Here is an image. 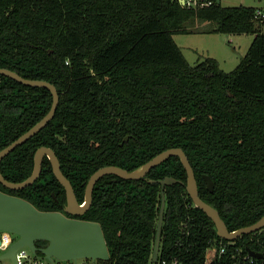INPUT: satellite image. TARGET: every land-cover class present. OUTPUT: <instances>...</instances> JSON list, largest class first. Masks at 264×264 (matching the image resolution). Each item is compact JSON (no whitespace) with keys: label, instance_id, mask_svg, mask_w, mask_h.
<instances>
[{"label":"trees","instance_id":"obj_1","mask_svg":"<svg viewBox=\"0 0 264 264\" xmlns=\"http://www.w3.org/2000/svg\"><path fill=\"white\" fill-rule=\"evenodd\" d=\"M264 7L213 5L191 10L175 0H0V68L54 85L59 102L41 131L0 161L12 183L32 172L33 155L48 147L79 204L99 168L133 171L159 153L180 148L194 172L199 197L216 209L229 231L264 215ZM191 20L213 24L205 33L246 34L252 40L231 72L213 58L190 65L173 40ZM52 103L45 88L0 75V150L36 124ZM127 140L124 141V138ZM203 176L213 183L206 188ZM165 208L155 263L264 264V228L232 241L188 196L178 157L144 178L106 175L93 188L89 209L66 217L98 223L107 261L152 262L160 185ZM0 191L39 211L63 213L65 192L44 158L38 179L22 190ZM220 244L225 253L220 257ZM38 241L36 246L44 247ZM40 256V253H38Z\"/></svg>","mask_w":264,"mask_h":264},{"label":"water","instance_id":"obj_2","mask_svg":"<svg viewBox=\"0 0 264 264\" xmlns=\"http://www.w3.org/2000/svg\"><path fill=\"white\" fill-rule=\"evenodd\" d=\"M217 5L220 0L216 1ZM0 75L8 77L22 85L47 89L52 97L49 111L36 124L25 133L19 136L8 146L0 150V161L10 154L16 147L24 144L28 139L41 131L52 120L56 111L59 96L54 85L47 81L25 79L17 73L0 68ZM127 137L124 138V141ZM170 157H178L186 173L185 189L193 205L201 210L214 224L216 235L220 239L232 241L242 235H249L264 228V215L256 223L229 231L220 218L216 209L204 202L198 195L197 183L194 172L184 152L180 148L165 150L148 162L133 171H126L116 166H105L96 170L88 179L84 188L83 203L79 204L73 187L69 180L63 175L58 159L52 149L39 147L33 155V169L31 174L22 182L12 183L4 179L0 173V184L10 190H22L32 185L41 173L42 161L44 158L50 163L52 174L65 192V205L63 212L71 216H81L90 207L92 193L95 184L100 178L106 175H114L124 180H139L154 167L160 165ZM206 188L212 192L213 183L209 177L203 176ZM149 183L160 185V206L156 221L155 238L152 251V262H156L159 254L163 215L165 208L164 188L174 184H182L172 177H165L162 180H149ZM0 232H9L16 236V240L8 247L7 251L0 254V261L8 259L15 263V253L20 248L26 247L36 257L46 259L52 263V259L59 261H77L89 259L92 262L109 258L105 238L98 223L83 221L80 219L66 217L60 212H44L37 210L29 202L0 191ZM42 241L46 245L37 247L36 242ZM40 253V256H38ZM248 255L257 260L264 259V251L261 253L248 250Z\"/></svg>","mask_w":264,"mask_h":264},{"label":"rangeland","instance_id":"obj_3","mask_svg":"<svg viewBox=\"0 0 264 264\" xmlns=\"http://www.w3.org/2000/svg\"><path fill=\"white\" fill-rule=\"evenodd\" d=\"M220 5L223 7L243 5L263 8L264 0H220ZM212 26L214 25L191 20L187 24L188 33L174 34L173 40L190 65H195L197 62L209 57L218 62L219 68L223 72H231L245 55L253 36L205 33ZM0 263L11 264L12 262L3 259Z\"/></svg>","mask_w":264,"mask_h":264},{"label":"built area","instance_id":"obj_4","mask_svg":"<svg viewBox=\"0 0 264 264\" xmlns=\"http://www.w3.org/2000/svg\"><path fill=\"white\" fill-rule=\"evenodd\" d=\"M177 1L182 7L191 10H199L211 7L213 5H217V0H175ZM256 18L260 22H264V10H257L256 11ZM16 240V236L9 232H0V254L7 251L8 247ZM218 257L225 253V246L220 244L219 249L216 251ZM251 258V257H249ZM250 263H243V264H252ZM1 264V263H0ZM11 264H92L87 262L84 259H79L77 261H59L56 259H52V263L48 262L46 259L41 257L34 256L26 247L20 248L15 253V263ZM154 264H168L165 261H160L159 263ZM169 264H179L176 261H172Z\"/></svg>","mask_w":264,"mask_h":264},{"label":"flooded vegetation","instance_id":"obj_5","mask_svg":"<svg viewBox=\"0 0 264 264\" xmlns=\"http://www.w3.org/2000/svg\"><path fill=\"white\" fill-rule=\"evenodd\" d=\"M63 214L65 215V213L63 212Z\"/></svg>","mask_w":264,"mask_h":264},{"label":"crops","instance_id":"obj_6","mask_svg":"<svg viewBox=\"0 0 264 264\" xmlns=\"http://www.w3.org/2000/svg\"><path fill=\"white\" fill-rule=\"evenodd\" d=\"M252 7V6H251ZM251 40H252V38H251Z\"/></svg>","mask_w":264,"mask_h":264}]
</instances>
